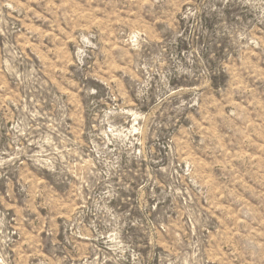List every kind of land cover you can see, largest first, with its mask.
I'll list each match as a JSON object with an SVG mask.
<instances>
[{
    "label": "rangeland",
    "instance_id": "1",
    "mask_svg": "<svg viewBox=\"0 0 264 264\" xmlns=\"http://www.w3.org/2000/svg\"><path fill=\"white\" fill-rule=\"evenodd\" d=\"M0 264H264V0H0Z\"/></svg>",
    "mask_w": 264,
    "mask_h": 264
}]
</instances>
